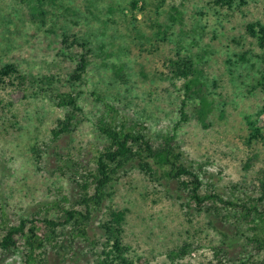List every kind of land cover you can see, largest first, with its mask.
Listing matches in <instances>:
<instances>
[{
	"label": "rangeland",
	"instance_id": "obj_1",
	"mask_svg": "<svg viewBox=\"0 0 264 264\" xmlns=\"http://www.w3.org/2000/svg\"><path fill=\"white\" fill-rule=\"evenodd\" d=\"M215 1L0 0V70L17 69L0 81V240L22 218L64 220L56 205L77 202V181H92L108 145L97 128L102 116L144 126L155 146L174 136L184 162L203 176V194L243 202L258 196L264 48L248 26L264 25V0H234L231 7ZM85 54L87 70L75 81ZM179 59L194 62L212 103L208 128L195 116L199 100L188 99L185 80L173 75ZM62 92L78 94L82 111L74 131L54 140L52 130L68 110L56 105ZM125 169L94 214L90 242L78 239L71 255L47 247L35 264H93L101 247L92 243L104 241L101 226L112 211L127 213L123 241L133 264H209L215 248L234 264H264V253L249 241L253 223L241 211L225 210L232 214L226 221L189 206L176 182L151 179L136 163ZM26 255L18 239L0 264H23Z\"/></svg>",
	"mask_w": 264,
	"mask_h": 264
},
{
	"label": "trees",
	"instance_id": "obj_2",
	"mask_svg": "<svg viewBox=\"0 0 264 264\" xmlns=\"http://www.w3.org/2000/svg\"><path fill=\"white\" fill-rule=\"evenodd\" d=\"M216 4L232 6L234 0H216ZM137 4L134 3L133 7ZM248 33L255 37L261 48H264V25L252 23L248 26ZM242 60L246 57L241 56ZM264 59V58H263ZM88 55H82L76 72L72 79L80 81L87 70ZM173 75L175 78L185 80V90L188 99L196 98L199 104L195 109L196 119L204 128H208L207 118L212 111V103L201 88V82L197 76L195 64L190 59H179L172 63ZM14 65H7L0 70V81L4 77H11L16 74ZM21 83H26L24 76H19ZM48 83L51 79L46 78ZM262 82L259 85L264 90V72ZM56 105L63 109H68L64 118L58 122L56 128L52 130L54 140H59L63 136L74 131L78 124V114L82 109L78 103V94L73 92H62L56 95ZM184 102L181 111L183 121L188 122L190 116L184 110ZM99 132L108 140V145L100 152L96 159L97 169L89 175L90 182L86 178L83 183L77 181L81 189L80 197L72 207H60L56 205L58 211L62 212L64 220L45 218L35 220L22 218L18 225L10 226L6 234L0 240V255L12 254L18 248V239H23L26 246L27 255L23 264H35V254L46 251L47 247L53 250L64 251L71 255L74 251L78 239L89 241L88 228L93 220L94 214L99 211L109 196L108 188L115 180V177L125 171L129 163H136L139 169L149 178H164L168 181L176 182L178 190L186 194L188 205H194L199 211H206L226 221H230L232 214H224L225 210L241 211L242 219L250 220L253 225L251 230L253 235L249 238L254 249L264 253V172L259 174L258 196H249L247 201L225 199L219 192L202 193L204 179L200 172L187 165L183 160V155L174 144V136L167 139L163 144L155 146L147 138L146 128L140 124L127 127L125 122H119L116 118L102 116L97 122ZM210 186V185H209ZM94 192L91 193V189ZM212 188V187H211ZM215 189V188H214ZM67 200V199H66ZM126 211H112L109 219L102 224L104 231V241L92 243V249L101 247L100 252H95L96 259L93 264H133L130 258L131 248L123 241L124 224L126 221ZM43 224L45 230L42 229ZM70 237L67 242L56 241L60 236ZM231 246V244H229ZM215 261L209 264H234L228 258V252L223 248L214 249Z\"/></svg>",
	"mask_w": 264,
	"mask_h": 264
}]
</instances>
